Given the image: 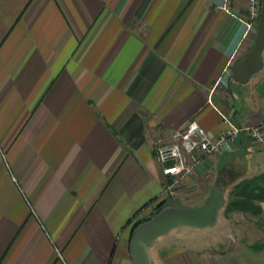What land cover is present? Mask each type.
I'll return each mask as SVG.
<instances>
[{
    "label": "crops",
    "instance_id": "obj_1",
    "mask_svg": "<svg viewBox=\"0 0 264 264\" xmlns=\"http://www.w3.org/2000/svg\"><path fill=\"white\" fill-rule=\"evenodd\" d=\"M224 6L0 0V264H130L133 226L163 199L158 142L190 121L218 137L223 117L264 131V52L246 84L223 75L256 40L245 0ZM259 174L264 152L242 135L183 186L206 200L219 178ZM247 246L163 245L156 264H264Z\"/></svg>",
    "mask_w": 264,
    "mask_h": 264
},
{
    "label": "built area",
    "instance_id": "obj_2",
    "mask_svg": "<svg viewBox=\"0 0 264 264\" xmlns=\"http://www.w3.org/2000/svg\"><path fill=\"white\" fill-rule=\"evenodd\" d=\"M227 8L237 0H224ZM246 14L242 21L246 26V35L254 31L258 25L261 13V0H245ZM234 57L227 63L223 75H231ZM229 128L218 137L211 138L195 121L188 122L183 128L175 131L169 143L158 142L155 161L160 169L162 178L163 197L176 198L181 196V188L194 175L203 160L216 156L225 151L229 143L236 138L246 135L253 146L264 152V132L258 128H243L235 126L229 119L223 117Z\"/></svg>",
    "mask_w": 264,
    "mask_h": 264
},
{
    "label": "water",
    "instance_id": "obj_3",
    "mask_svg": "<svg viewBox=\"0 0 264 264\" xmlns=\"http://www.w3.org/2000/svg\"><path fill=\"white\" fill-rule=\"evenodd\" d=\"M264 52V5L258 23L255 44L242 60L237 62L231 72V79L244 85L249 78L263 67ZM225 182L219 178L212 186L207 199L197 208L164 207L149 220L132 229L129 240L130 264H153L150 247L155 242L178 228L206 229L214 227L226 204L223 190Z\"/></svg>",
    "mask_w": 264,
    "mask_h": 264
},
{
    "label": "rangeland",
    "instance_id": "obj_4",
    "mask_svg": "<svg viewBox=\"0 0 264 264\" xmlns=\"http://www.w3.org/2000/svg\"><path fill=\"white\" fill-rule=\"evenodd\" d=\"M263 5L264 3H262V6ZM253 30L256 32L255 34L257 36L258 25ZM228 189V185L223 188L226 196ZM181 191V196L179 197H163L165 199L168 198L167 206L174 208H197L205 201V199L200 197V193H198L194 187L182 186ZM152 210L153 209L149 211L150 214ZM144 217L145 214L143 219ZM255 220L257 219H254L249 215L242 214H232L225 218L222 212L218 223L212 228L201 230L190 228L174 229L166 236L158 239L155 244L150 247L149 252L152 263H157V247L163 245L176 248L178 250L182 249L188 252L195 251L199 253L216 252L234 248L240 246L242 241L246 243H253L260 239V229L257 227Z\"/></svg>",
    "mask_w": 264,
    "mask_h": 264
},
{
    "label": "trees",
    "instance_id": "obj_5",
    "mask_svg": "<svg viewBox=\"0 0 264 264\" xmlns=\"http://www.w3.org/2000/svg\"><path fill=\"white\" fill-rule=\"evenodd\" d=\"M262 3H264V0H261V4ZM229 185L226 204L223 209V216L226 218L232 214L249 215L252 218L257 219L255 220L256 225L261 231H263L264 218L262 216L261 204L264 202V174H259L239 181L235 180ZM167 199L163 198V200L153 208L151 214H149L147 218L136 223L133 228L138 224L149 220L161 209L167 207ZM241 244L249 245L247 247L253 251H261L264 249V239L256 240L250 244L242 241Z\"/></svg>",
    "mask_w": 264,
    "mask_h": 264
}]
</instances>
